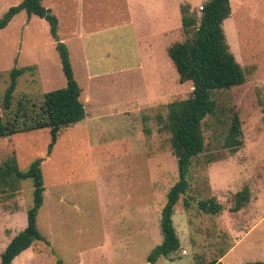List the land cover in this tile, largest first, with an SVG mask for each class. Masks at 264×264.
Masks as SVG:
<instances>
[{"label":"rangeland","instance_id":"obj_1","mask_svg":"<svg viewBox=\"0 0 264 264\" xmlns=\"http://www.w3.org/2000/svg\"><path fill=\"white\" fill-rule=\"evenodd\" d=\"M21 1L0 0V17ZM206 1L43 0L57 16L86 116L61 129L50 153L46 128L0 138V167L26 171L39 159L44 188L36 223L49 243L34 242L12 264H147L163 238L166 194L178 180L167 105L192 91L166 49L185 38L180 5L200 15ZM230 5L223 28L246 80L212 91L217 111L202 122L204 150L190 159L188 187L172 215L180 247L153 264H194L228 250L222 264L264 262V0ZM29 66L17 78L11 117L20 102L30 112L45 92L66 85L48 22L22 10L0 29V115L10 70ZM233 111L243 139L236 152L224 147ZM0 177L1 253L26 226L33 186L13 171ZM245 186L250 201L230 211ZM207 199L221 212L199 209Z\"/></svg>","mask_w":264,"mask_h":264},{"label":"trees","instance_id":"obj_2","mask_svg":"<svg viewBox=\"0 0 264 264\" xmlns=\"http://www.w3.org/2000/svg\"><path fill=\"white\" fill-rule=\"evenodd\" d=\"M22 10L26 11L28 16L35 14L48 22L49 32L60 56L66 85L45 92L37 109L32 108L30 112L25 109L21 112L20 102L16 115L11 117L9 114H11L17 78L32 66L12 68L9 72V82L1 99L3 114L0 115V138L18 132L46 128L51 137L48 146V153H50L61 129L83 120L86 111L80 99L81 88L74 77L68 47L58 35L57 16L51 8L43 5V0H22L17 5L10 6L0 17V29L7 26L12 18ZM180 12L181 29L185 38L170 44L166 51L174 64L178 80L180 82L190 81L192 91L189 97L171 101L167 105L166 125L171 134L173 153L177 157L178 180L166 194V202L160 216L163 238L148 254L147 264L155 263L159 257L167 256L180 247V239L173 225L172 215L175 204L188 187L186 173L190 159L204 150L202 122L207 115H213L217 111L212 91L240 85L246 80L245 70L230 50L223 28V22L231 12L230 0H208L202 4L200 15L193 14L188 4H181ZM20 117H23L22 126ZM242 145L241 120L238 113L233 111L224 147L231 152H236ZM0 170V176L13 171L20 180L31 178L33 186V202L27 210L26 226L7 243L0 253V264H12L13 259L32 246L34 242L49 243L39 231L36 223L37 213L43 202L44 188L39 159L31 162L26 171L18 170L15 163L8 164L6 169L0 167ZM11 188L12 191L17 190L15 184H12ZM249 201L250 189L245 186L235 193L234 204L229 210L237 212ZM184 205H187V202H184ZM198 207L206 213H219L222 210V205L213 199L199 200ZM223 255L224 253L194 264H222L220 258ZM249 264H264V262L254 261Z\"/></svg>","mask_w":264,"mask_h":264},{"label":"crops","instance_id":"obj_3","mask_svg":"<svg viewBox=\"0 0 264 264\" xmlns=\"http://www.w3.org/2000/svg\"><path fill=\"white\" fill-rule=\"evenodd\" d=\"M6 245H7V244H6ZM6 245H5V246H6ZM229 251H230V250H228L226 253H228ZM226 253H225L224 255H226ZM224 255H223V256H224ZM223 256H222V257H223ZM222 257H221L220 259H222Z\"/></svg>","mask_w":264,"mask_h":264}]
</instances>
